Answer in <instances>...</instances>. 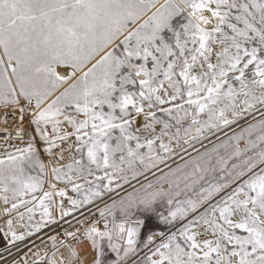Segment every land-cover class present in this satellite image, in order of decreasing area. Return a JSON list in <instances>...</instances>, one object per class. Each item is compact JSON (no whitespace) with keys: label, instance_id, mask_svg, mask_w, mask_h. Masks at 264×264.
I'll use <instances>...</instances> for the list:
<instances>
[{"label":"snow or ice","instance_id":"1","mask_svg":"<svg viewBox=\"0 0 264 264\" xmlns=\"http://www.w3.org/2000/svg\"><path fill=\"white\" fill-rule=\"evenodd\" d=\"M0 133V264H264V0H0Z\"/></svg>","mask_w":264,"mask_h":264},{"label":"built area","instance_id":"2","mask_svg":"<svg viewBox=\"0 0 264 264\" xmlns=\"http://www.w3.org/2000/svg\"><path fill=\"white\" fill-rule=\"evenodd\" d=\"M8 126H9V128H14L15 127V122L10 120ZM5 135H6V133H0V141L3 140V138H4ZM9 143L10 144H15L16 143L15 133H13V138L9 141ZM0 151H3V148H0ZM65 227H67V225H65ZM56 230L59 231L60 229L57 228ZM45 231H49V230H45ZM41 235H43V234H41ZM36 244L40 245V247L43 248V245L40 244V241L39 240H36ZM24 251H27V249H24Z\"/></svg>","mask_w":264,"mask_h":264},{"label":"rangeland","instance_id":"3","mask_svg":"<svg viewBox=\"0 0 264 264\" xmlns=\"http://www.w3.org/2000/svg\"><path fill=\"white\" fill-rule=\"evenodd\" d=\"M241 123H243V122H241ZM233 127H235V126H233ZM71 195H74V194H72V193H70ZM143 253H141V255H142ZM88 260H91V256H89L88 258H87ZM86 263H87V261H86Z\"/></svg>","mask_w":264,"mask_h":264},{"label":"bare ground","instance_id":"4","mask_svg":"<svg viewBox=\"0 0 264 264\" xmlns=\"http://www.w3.org/2000/svg\"><path fill=\"white\" fill-rule=\"evenodd\" d=\"M26 123V122H25ZM41 235V234H40ZM33 239H35V237H33Z\"/></svg>","mask_w":264,"mask_h":264}]
</instances>
